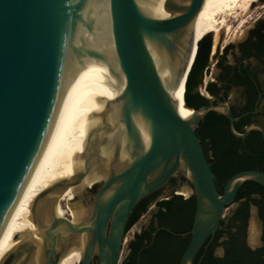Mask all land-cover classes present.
<instances>
[{"label":"water","instance_id":"1","mask_svg":"<svg viewBox=\"0 0 264 264\" xmlns=\"http://www.w3.org/2000/svg\"><path fill=\"white\" fill-rule=\"evenodd\" d=\"M202 2L0 0V230L26 178L58 136L74 127L90 130L82 168L40 192L31 207L42 238L37 261L36 245L27 240L7 254L9 264H56L80 235L78 264H94L95 256V264H118L132 209L177 177L185 182L186 197L195 199L191 226L180 233L189 238L178 264H193L239 185L252 180L264 187L263 170L244 168L220 192L196 134L209 110L223 114L238 137L251 127L263 134L261 127L250 124L237 132V117L213 96L193 107L183 95L192 113H178V81L189 63L191 22ZM107 134L116 139L102 179L74 197L84 210L81 219L73 223L52 212L47 222L36 217L35 206L47 194L83 179L91 160L99 158L95 138Z\"/></svg>","mask_w":264,"mask_h":264},{"label":"trees","instance_id":"2","mask_svg":"<svg viewBox=\"0 0 264 264\" xmlns=\"http://www.w3.org/2000/svg\"><path fill=\"white\" fill-rule=\"evenodd\" d=\"M250 31L256 33L261 39L264 25H258ZM229 47L230 43L224 47V51ZM215 57L216 52L211 55L210 36L206 34L201 36L197 42L190 69L188 70L189 66H187L184 76L183 93L188 105L197 107L207 102V98L197 90V87L202 83L203 75L210 65V59ZM205 89L210 94H215L216 82L207 81ZM196 134L220 192L225 180L235 171L244 168L264 170L263 152L257 151L252 154L244 149L238 150L242 147V139L231 133L228 128V119L223 114L213 110L207 111L198 123ZM253 194H258L259 197H253ZM240 198L244 199L239 201L228 223L220 221V227L213 235L214 242L206 243L207 245L199 249L193 264H264V242L256 249H250L244 242L249 204L258 205L260 217L264 220V187L255 181L244 180L237 189L234 202H238ZM148 202V197L139 201L138 205H141V208L129 218L127 227L146 210ZM156 206L152 219L157 222V225L168 227L169 230L162 228L154 237L149 231H144L140 235L135 246V255L139 258L138 264H178L181 252L189 238V234L180 233L187 231L191 226L195 207L194 196L184 198L179 194H171L169 198L157 201ZM150 227H153V224ZM222 236L225 238L219 240ZM216 245L223 248V255L219 258L213 256ZM122 264L127 263L124 261Z\"/></svg>","mask_w":264,"mask_h":264},{"label":"bare ground","instance_id":"3","mask_svg":"<svg viewBox=\"0 0 264 264\" xmlns=\"http://www.w3.org/2000/svg\"><path fill=\"white\" fill-rule=\"evenodd\" d=\"M257 1L203 0L199 11L191 22L193 45L190 58L195 49V44L201 36L212 33L215 38L221 31L227 34L232 30V27L242 26L252 12L251 5L257 3ZM260 7L264 8V5H260ZM232 22H235V25H232ZM223 44H226L225 40H223ZM184 76L185 73L178 81V93L175 104L179 115L187 118L191 115L192 109L185 108L183 104ZM89 132V129L81 127L69 128L63 131L26 178L0 230V264H2L6 255L19 243L27 240L32 241L36 245L33 259L37 261L42 238L32 222L31 207L40 192L48 190L62 180L70 179L82 168L86 147L89 145L87 139ZM115 139L116 136L108 134L103 140L96 137L95 141L100 144L97 152L99 158L91 160L90 169L83 179L78 184L70 185L59 193L47 194L35 206V216L43 222H47L52 212L58 217H66L67 215V218L73 223L78 222L84 210L77 202L72 201L82 187L90 186L102 179L104 167L109 159ZM147 140L148 138L143 139L145 144ZM123 157L122 138L120 159H123ZM177 192L183 193L184 197L188 195V189L185 187L179 188ZM61 201L65 202L63 206ZM72 241L60 255L56 264H77L80 262L83 235L74 238ZM248 241L250 244L254 243L255 235L253 232L249 234Z\"/></svg>","mask_w":264,"mask_h":264},{"label":"flooded vegetation","instance_id":"4","mask_svg":"<svg viewBox=\"0 0 264 264\" xmlns=\"http://www.w3.org/2000/svg\"><path fill=\"white\" fill-rule=\"evenodd\" d=\"M257 2H260L264 5V0H258ZM258 25H264V17L257 16L247 29L244 37L241 40L236 41L235 43H230V47L225 51L224 47L228 43L218 45L216 49H214V52L211 51V54L216 52V57L212 62H210V65L208 67V70H210L209 74H212V78H210L209 81L216 82L217 91L215 92V94H210L209 92H207L205 89L207 81L206 79H203V91L205 93L203 91H201L200 93L207 98V101L210 96H213L215 97V102L225 103L231 114L237 117V119L233 121V128L237 132H243L245 127L249 126L250 124H254L262 128L263 134L259 128L251 127L246 135L240 137L242 139V147L238 148V150L241 151L244 149L252 154L256 153L257 151L263 152L262 159L264 164V33L261 34L263 35V38L260 39L258 38V35L256 33H252L250 31L252 28ZM228 55H230V58H228ZM176 179L183 180L182 177L171 178L168 184L173 182L175 183ZM95 188L96 187H94V189ZM161 189L156 190L146 196L149 199L146 210L148 209V207L152 206L154 207V212L157 207V201L167 199L171 196V194H174L172 192L167 194L166 196L157 197ZM252 196L259 197L258 194H253ZM243 199L244 198H240L238 202H236L237 205L239 201H242ZM138 203L130 212L127 222L132 215L140 210L141 205H138ZM232 203H234V201ZM250 206L255 209L257 219L263 227L264 231V220L260 217V209L258 205L251 203L249 204V207ZM146 210L144 212H146ZM142 214H140V216ZM140 216L129 227H127L126 222L125 234H127L133 228L132 226L136 224ZM162 228L169 230L168 227L157 225V222L154 220L153 227H149V229L141 228L133 231L127 244V254L125 262L127 264H138L139 258L135 255V246L140 235L144 231H149L150 235L154 237L156 232ZM125 240L126 239L124 238L123 244ZM213 242L214 240L212 236L206 243L209 244ZM244 242L250 249H256L262 246L264 242V236H261L260 244L255 248H251L246 243V241ZM222 255L223 248L220 255L213 253V256L216 258H219ZM93 262L95 264L96 256L93 258Z\"/></svg>","mask_w":264,"mask_h":264},{"label":"rangeland","instance_id":"5","mask_svg":"<svg viewBox=\"0 0 264 264\" xmlns=\"http://www.w3.org/2000/svg\"><path fill=\"white\" fill-rule=\"evenodd\" d=\"M260 5H263L260 2H257L253 5H251V10L252 12L249 15V18L247 19V21L240 27H232V30L225 34L224 31H221L219 35H217L215 38L213 36L212 33H207L206 35H209L211 38V51L214 52L216 49V47L218 45L223 44V40L226 41L227 43H235L238 40H241L247 29L249 28V26L252 24V21L257 17V16H262L264 17V8L260 7ZM232 25H235V22H232ZM241 29V30H240ZM228 35V36H227ZM231 37V38H230ZM228 40V41H227ZM212 55V54H211ZM228 58H230V55H228ZM213 59H210V62H212ZM210 70H207L206 73H204L203 75V79H206V81H209L210 78H212V74H209ZM197 90L199 92L203 91V81L201 83L200 86L197 87ZM204 92V91H203ZM205 93V92H204ZM175 184V185H174ZM173 186V187H172ZM185 186V182L184 180H175V183H169L167 184L165 187H163L160 191V193L157 195V197H162V196H166L169 193H172L173 190H178L181 187ZM182 191V190H181ZM185 195V194H184ZM72 202H77L75 199ZM62 206L65 204L64 201H61ZM237 203H231L230 205H228L224 211V215L222 217L221 220H223V223H228L229 218L232 215L233 210L235 209ZM153 209L154 207L150 206L148 207V209L146 210V212H144L140 218L138 219V221L136 222V224H134L132 227V229L125 234L124 238L126 239L121 251H120V256H119V260H118V264H122L125 261L126 258V254H127V244L130 240V237L132 235V232L138 229H149L151 224H154V220L152 219V213H153ZM67 217V215H66ZM253 232L255 235V241L254 243L250 244L248 241V236L249 234ZM264 236V231H263V227L261 226L260 222L257 219L256 213H255V209L250 206L249 207V216H248V220H247V225L245 227V236L244 239L246 241V243L251 247V248H255L256 246H258L260 244V239L261 236ZM225 238V236H222L219 240H223ZM222 252V246L220 245H216L214 247V253L220 255ZM10 261V257L7 255L5 257V259L2 261V264H9Z\"/></svg>","mask_w":264,"mask_h":264}]
</instances>
